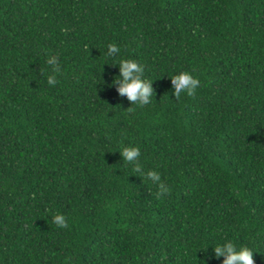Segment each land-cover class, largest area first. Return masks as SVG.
Here are the masks:
<instances>
[{
	"label": "trees",
	"instance_id": "obj_1",
	"mask_svg": "<svg viewBox=\"0 0 264 264\" xmlns=\"http://www.w3.org/2000/svg\"><path fill=\"white\" fill-rule=\"evenodd\" d=\"M229 241L264 264V0H0V264H223Z\"/></svg>",
	"mask_w": 264,
	"mask_h": 264
},
{
	"label": "clouds",
	"instance_id": "obj_2",
	"mask_svg": "<svg viewBox=\"0 0 264 264\" xmlns=\"http://www.w3.org/2000/svg\"><path fill=\"white\" fill-rule=\"evenodd\" d=\"M107 48L106 55L108 57H113L120 51L113 43H110ZM47 63L51 66L52 72V75L48 76L47 82L49 85L54 86L57 83L56 76L60 73L58 57L50 56ZM118 65L120 67V77L114 78L113 82L120 85L118 88L119 94L121 96H127L128 100L138 107L149 105L152 102L151 98L154 96V91L151 86L152 81L143 78L144 66L131 59H121ZM171 82L175 89L173 95L177 100L180 99L181 93H186L187 96L194 97L195 90L200 85L199 79L194 78L188 72H181L179 75L173 76ZM134 111L135 109L133 107L127 110L128 113H133ZM120 153L124 161L133 165V171L135 173L140 174L146 180H150L158 186L156 193L158 199L165 194H171L170 188L161 181L160 174L157 171H144L142 165L139 163L141 153L138 147H124ZM53 223L61 229L68 228L66 217L59 213L53 216ZM213 251L215 258L219 259L220 257H224L223 264H255L253 258L254 252L247 246H241L238 249L234 243L229 241L216 246L213 248Z\"/></svg>",
	"mask_w": 264,
	"mask_h": 264
}]
</instances>
